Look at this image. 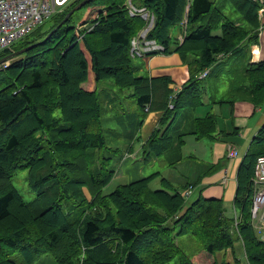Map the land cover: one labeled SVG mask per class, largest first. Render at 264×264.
Listing matches in <instances>:
<instances>
[{
  "label": "trees",
  "instance_id": "trees-1",
  "mask_svg": "<svg viewBox=\"0 0 264 264\" xmlns=\"http://www.w3.org/2000/svg\"><path fill=\"white\" fill-rule=\"evenodd\" d=\"M126 1L91 0L82 7L88 10L83 23L92 25L90 30L72 24L70 17L46 42L13 56L0 69V264H34L42 255L57 264H171L183 260L176 234H190L203 244L205 264H229L211 256L237 242L244 243L249 264H264V241L250 212L254 163L264 154V125L239 168L233 214L217 198L200 197L188 205L185 192L192 182L179 187L161 177L160 187L152 189L149 183L159 172L105 192L151 109L162 115L142 145L143 158L164 149L171 156L178 152L172 164L181 158L183 133L169 142L170 119L181 107L203 104L204 70L244 42L256 41L264 0H132L155 15L149 36L165 47L164 53L180 52L189 65L188 83L175 94L168 78L139 74L133 64L130 40L143 21L129 15ZM221 1L239 16L224 13ZM176 27L184 32L181 43L172 36ZM34 37L15 50L39 35ZM229 74L230 100L238 92L255 106L264 102V61ZM88 79L95 83L92 90L81 87ZM106 79L116 90L98 87ZM157 82L166 95L160 106H154ZM214 131L213 113L193 119L190 132L197 137H211ZM23 171L36 194L31 201L14 185ZM185 264L195 263L189 257Z\"/></svg>",
  "mask_w": 264,
  "mask_h": 264
},
{
  "label": "crops",
  "instance_id": "crops-1",
  "mask_svg": "<svg viewBox=\"0 0 264 264\" xmlns=\"http://www.w3.org/2000/svg\"><path fill=\"white\" fill-rule=\"evenodd\" d=\"M263 11L259 14L261 28L254 42H244L237 52L219 58L217 65L208 68V73L203 81L206 86L202 89L203 104L194 107H181L168 123V132L171 137L169 142L175 143L178 135L183 133L182 144L179 149L181 158L167 154L164 150L160 153H151L149 159L155 160L162 157V171L157 177H164L174 185L184 186L193 183L191 193L187 196V204L191 205L198 198L221 199L227 214L235 213L234 198L238 186L237 176L246 151L250 148L253 137L260 127L264 125V102L255 106L246 96L237 92L238 98L231 99L232 78L231 69L234 71L246 63L264 61V3ZM179 27L172 29L174 39L180 37ZM183 37L178 42H182ZM177 42V41H176ZM174 46V45H172ZM237 55L234 62L220 65L223 59ZM143 68L139 67L138 73L150 78L166 77L169 79L168 88L173 94L177 93L188 83L190 72L189 65L180 54L171 49L166 53H156L141 59ZM217 70L216 75H213ZM226 76V87L220 89L221 75ZM234 79V78H233ZM208 113L215 116V131L211 137H197L190 132L193 128V119L204 118ZM162 115V111H150L146 115L140 130L139 138L133 143L131 151L126 152L120 161L118 176L127 177L129 181L142 178V145L151 135ZM228 146L237 149L234 157L227 156ZM154 161V162H155ZM227 254V253H226ZM225 255V252L221 254ZM228 256V254H227ZM229 259V258H228ZM231 259V258H230ZM232 262L234 259L232 257ZM229 261V260H227Z\"/></svg>",
  "mask_w": 264,
  "mask_h": 264
},
{
  "label": "rangeland",
  "instance_id": "rangeland-1",
  "mask_svg": "<svg viewBox=\"0 0 264 264\" xmlns=\"http://www.w3.org/2000/svg\"><path fill=\"white\" fill-rule=\"evenodd\" d=\"M73 1L74 3L73 4H78L80 1L82 0H70V2ZM70 2H68L66 5L64 6H61V7H56V10L55 12L52 14V16H50L48 19H46L43 24L41 26H39L38 28L34 29L35 32H31V34H29V36H27L26 38H24L23 40L17 42L16 44L14 45H11L10 46V54L15 52V51H18L22 48H26V47H30L32 48L33 46H36L40 43H44L46 42L48 39H50L53 34L65 23L68 21V19L70 17L71 18V22L72 24H76L77 27H81L82 29H88L90 30L92 27L91 25H88V24H84V20H86V17H87V14H88V10H86L85 8H80L78 10H75L70 16L69 18L61 25L57 28V26L59 25V23L66 17V15L69 13V11L71 9H73L75 6H71L69 8V6H67ZM220 5L222 6V10L224 11V13H226L227 15H231L232 17H237L239 16L235 10L233 9V6L228 2V1H221ZM76 12V14H74ZM64 14V16H63ZM74 14V15H73ZM63 16V17H62ZM58 17H62L60 21H58ZM58 21V22H57ZM185 21V20H184ZM54 25V27H53ZM143 27V26H142ZM56 30L54 32H52L51 36L49 38H45L48 33H50L53 29ZM46 32V33H45ZM42 33V35L40 34ZM43 33H45L43 35ZM39 35V38L38 40H36V42H32L28 45H25L23 46L22 48L20 49H17L15 50L16 47H18L19 45L21 44H24V43H27V41H33L34 40V36L35 35ZM180 35L179 38H177V41L181 40V38L183 37L184 35V32L183 31H179L178 33ZM172 36H174L172 34ZM33 39V40H32ZM36 39V38H35ZM45 39V40H44ZM180 54V56L182 57V54L180 52H178ZM21 54V53H20ZM222 55L224 54H220V57H222ZM237 55L233 54L229 57H227L226 59H223L222 60V63H220V65H224L226 63H230V62H234L235 61V58H236ZM5 57V56H4ZM13 57V56H12ZM10 57L8 59V63L9 61L11 60ZM3 58V57H2ZM183 58V57H182ZM142 58H136V57H133L132 61H133V64L136 65V66H139V67H142L143 68V62L141 60ZM2 69V67H1ZM216 72L217 70L214 71L213 75H216ZM221 81L222 83H220L218 85V87L222 90V89H225L226 87V84L225 82L227 81L226 80V76L225 74L221 75ZM228 82V81H227ZM107 86L113 88V90H116V87L112 85V82L110 80H102L100 85L98 86L99 88L103 89V88H108ZM81 87L85 90H92L95 88V83L94 81H90V79L88 80H84L82 83H81ZM111 90V89H110ZM128 91L127 90H124V93H127ZM164 89H163V86L160 82H157L156 85H155V88L153 90V93L155 94V103H154V106H160V104L163 103L164 99H165V93H164ZM151 112L152 111H158L157 109H151L150 110ZM149 111V112H150ZM148 114V113H147ZM107 124H110L112 125L113 124V121H108ZM116 129V128H115ZM124 142H121L120 144L123 145ZM135 147V145L133 146ZM123 159V157H122ZM121 159V160H122ZM155 160H152V159H141V163H139V165L142 166V175L144 176H148V175H151L157 171L161 172L162 171V165L160 164L162 160V157H159L157 156V159L156 161L154 162ZM119 164H120V161L115 165L116 168H115V173H114V176L113 178L111 179L110 183L106 186L105 188V192H111V190L115 189L119 184H124V183H128L130 182L128 180L127 177H120L118 176V167H119ZM14 185L15 187L17 188V190L19 191V193L22 195V197L26 200V201H31L35 198L36 194L34 191H32L29 187V184H28V181H27V171H23V172H20L16 178L14 179ZM149 186L152 188V189H156V188H159L160 187V184H159V180L158 178H154L150 183H149ZM87 197L89 198L90 197V194L89 192L86 190V188L84 189ZM152 198V196H150ZM187 198V197H186ZM171 217L168 219V225L171 224L172 222L170 221ZM166 222V223H167ZM165 223V224H166ZM179 230L176 231V233L178 232ZM161 235V233H160ZM175 241L176 243L182 248L183 250V253L185 255H183V253L181 254L183 256V260L180 262L179 259L175 262V260L171 263L173 264L175 262V264H185L186 260L190 257L191 260L195 263V264H205L206 259L204 257V251H203V244H201V242L197 239H195L193 236H191L190 234H176L175 236ZM235 248H226V249H216V251L214 252V255L211 256L212 260L213 261H217V262H221V261H226L228 262L229 264H238L239 262H241L242 264H249L248 263V259H247V256H246V253H245V250H244V243L243 242H237ZM118 249V246L115 247V250ZM114 250V251H115ZM225 252V255H222L221 254ZM228 256H227V254ZM17 257L19 258L20 256L17 255ZM232 257L234 259V262H232ZM229 258V259H228ZM231 258V259H230ZM210 259V258H209ZM237 259H239V262L237 261ZM229 260V261H227ZM34 264H57L55 262V260L53 259L52 256L50 255H42L38 258V260L34 263ZM208 264V263H206Z\"/></svg>",
  "mask_w": 264,
  "mask_h": 264
},
{
  "label": "built area",
  "instance_id": "built-area-1",
  "mask_svg": "<svg viewBox=\"0 0 264 264\" xmlns=\"http://www.w3.org/2000/svg\"><path fill=\"white\" fill-rule=\"evenodd\" d=\"M68 2L70 0H0V52L42 25L52 16L56 7L64 6ZM126 7L130 16L139 17L143 21V27L130 40V55L145 58L152 54L164 53L165 47L149 36L155 25L154 13L146 6L134 4L132 0L126 1ZM262 11L263 8H260L259 13ZM7 65L8 60L0 63V69ZM207 73L208 70H204L200 77L206 76ZM237 154L235 147L228 146V157ZM252 181L254 192L250 209L251 219L259 239L264 241V154L257 156L255 160ZM190 193L191 188L185 195Z\"/></svg>",
  "mask_w": 264,
  "mask_h": 264
},
{
  "label": "water",
  "instance_id": "water-1",
  "mask_svg": "<svg viewBox=\"0 0 264 264\" xmlns=\"http://www.w3.org/2000/svg\"><path fill=\"white\" fill-rule=\"evenodd\" d=\"M91 0H82V1H80L73 9H71L70 11H69V13L66 15V17L59 23V25L57 26V28L59 27V26H61L68 18H69V16L75 11V10H78V9H80V8H82L83 6H85L87 3H89ZM56 30V28L55 29H53L50 33H48V35L45 37L46 39L47 38H49L50 36H51V34H52V32H54ZM45 40V39H44ZM30 47H26V48H22V49H20V50H18V51H15V52H13V53H11V54H8L7 56H5V57H3V58H1L0 59V63H2V62H4V61H6V60H8L10 57H12V56H15V55H18V54H20V53H23V52H25L26 50H28Z\"/></svg>",
  "mask_w": 264,
  "mask_h": 264
}]
</instances>
